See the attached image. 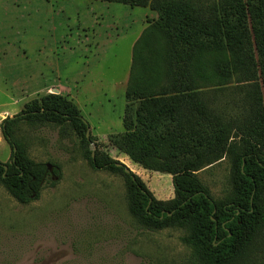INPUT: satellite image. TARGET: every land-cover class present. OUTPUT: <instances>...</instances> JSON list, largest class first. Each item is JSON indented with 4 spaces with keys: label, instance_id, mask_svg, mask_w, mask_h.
Returning a JSON list of instances; mask_svg holds the SVG:
<instances>
[{
    "label": "trees",
    "instance_id": "trees-1",
    "mask_svg": "<svg viewBox=\"0 0 264 264\" xmlns=\"http://www.w3.org/2000/svg\"><path fill=\"white\" fill-rule=\"evenodd\" d=\"M157 13L132 47L124 131L108 141L133 163L171 176L173 198L157 199L142 179L103 151L83 157L95 170L120 175L130 214L146 229L179 228L191 264H237L264 232V0H95ZM249 85L248 121L238 143L206 97L232 80ZM52 125L82 144L89 128L77 105L47 93L0 122L11 148L0 185L20 204L37 200L61 175L29 158L22 126ZM15 149V151H14ZM230 158V191L214 199L196 172ZM6 166V169H5ZM128 169V171H126Z\"/></svg>",
    "mask_w": 264,
    "mask_h": 264
},
{
    "label": "rangeland",
    "instance_id": "rangeland-1",
    "mask_svg": "<svg viewBox=\"0 0 264 264\" xmlns=\"http://www.w3.org/2000/svg\"><path fill=\"white\" fill-rule=\"evenodd\" d=\"M107 4L0 0V122L31 100L59 93L77 105L93 137L82 144L52 125L21 127L18 137L29 158L57 165L61 175L28 204L18 203L0 185V264H191L190 249L180 241L182 229L144 228L129 212L122 177L93 169L83 157L87 148L124 165L132 162L108 136L124 131L131 41L142 11ZM112 23L118 30L109 28ZM248 86L233 79L206 92L231 122L236 143L250 116ZM10 159L11 148L0 132V162ZM135 165L133 172L157 199L173 198L170 175ZM230 170L226 156L196 174L214 199H222L230 191ZM237 264H264V232Z\"/></svg>",
    "mask_w": 264,
    "mask_h": 264
},
{
    "label": "crops",
    "instance_id": "crops-1",
    "mask_svg": "<svg viewBox=\"0 0 264 264\" xmlns=\"http://www.w3.org/2000/svg\"><path fill=\"white\" fill-rule=\"evenodd\" d=\"M34 1V0H33ZM39 1V0H37ZM43 1H54V0H43ZM91 1H95V0H91ZM102 5L106 4L107 2H101ZM108 4H113V3H108ZM107 4V5H108ZM117 4V3H114ZM122 5V4H121ZM126 6V5H125ZM108 7V6H105ZM129 7V6H128ZM130 10L129 11H135L134 9H141L140 11H142V13L140 14L139 17V30L137 31L135 37L132 39L131 41V48L133 47L135 41L139 38V36L141 35V33L143 32V30L149 25L150 22L154 21L157 19V13L155 11L150 10L148 7L142 8V7H129ZM99 12V11H98ZM143 19V20H142ZM113 27V28H112ZM109 28L112 29H117V27L115 26V23H112L111 26H109ZM119 37V35H117ZM113 42V38L110 36L109 38V43ZM98 46V43H96V47ZM62 87V86H61ZM132 172L134 170H137V166L135 164H133L132 162H130L129 164H125Z\"/></svg>",
    "mask_w": 264,
    "mask_h": 264
},
{
    "label": "water",
    "instance_id": "water-1",
    "mask_svg": "<svg viewBox=\"0 0 264 264\" xmlns=\"http://www.w3.org/2000/svg\"><path fill=\"white\" fill-rule=\"evenodd\" d=\"M6 118V117H5ZM86 137L88 138L89 137V128L87 129V131H86ZM14 151H15V149H14ZM92 156H94V152L92 151ZM120 164H122V163H120ZM47 165V168L49 169V170H51V165L50 164H46ZM5 169H6V166H5ZM126 171H128V169H126Z\"/></svg>",
    "mask_w": 264,
    "mask_h": 264
}]
</instances>
